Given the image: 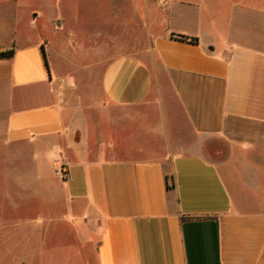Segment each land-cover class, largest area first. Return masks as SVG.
<instances>
[{
	"label": "crops",
	"instance_id": "crops-1",
	"mask_svg": "<svg viewBox=\"0 0 264 264\" xmlns=\"http://www.w3.org/2000/svg\"><path fill=\"white\" fill-rule=\"evenodd\" d=\"M76 1L0 0L12 264H264V0Z\"/></svg>",
	"mask_w": 264,
	"mask_h": 264
},
{
	"label": "rangeland",
	"instance_id": "rangeland-1",
	"mask_svg": "<svg viewBox=\"0 0 264 264\" xmlns=\"http://www.w3.org/2000/svg\"><path fill=\"white\" fill-rule=\"evenodd\" d=\"M67 5L70 0H64ZM105 2L108 1L110 11H113L124 8L125 1L124 0H104ZM211 4V7L217 8V13L221 16H224L227 13L225 2L226 0H207ZM77 2V1H76ZM98 0H80L77 2L78 11L86 14L89 12V9L97 4ZM220 3V4H218ZM221 5V7H220ZM220 7V8H218ZM7 154L4 150L0 149V155ZM211 160H216L215 153L210 152L208 154ZM60 165L53 166L54 172L60 175ZM19 188L11 182L10 178L7 176H3L0 178V264H12L13 258L22 256V248H23V241L22 236L24 235L25 228L22 226L15 227L9 225V222L6 219V211L8 206L15 207L16 205H8L6 200V193H14ZM20 206V204L18 205Z\"/></svg>",
	"mask_w": 264,
	"mask_h": 264
},
{
	"label": "trees",
	"instance_id": "trees-1",
	"mask_svg": "<svg viewBox=\"0 0 264 264\" xmlns=\"http://www.w3.org/2000/svg\"><path fill=\"white\" fill-rule=\"evenodd\" d=\"M179 39H181V40H185L184 37H179ZM189 41H190V42H195V39H194V40H189ZM11 55H12V51H7V52H4V53H0V57H9V56H11ZM167 181H168V183H167V188H168V189L173 188V179H172V176L167 177Z\"/></svg>",
	"mask_w": 264,
	"mask_h": 264
},
{
	"label": "built area",
	"instance_id": "built-area-1",
	"mask_svg": "<svg viewBox=\"0 0 264 264\" xmlns=\"http://www.w3.org/2000/svg\"><path fill=\"white\" fill-rule=\"evenodd\" d=\"M53 163H54L55 165H60V164H61L59 158H54V159H53ZM59 172H60V175H61L62 177H64V176L66 175V171H65L63 165L60 166V170H59Z\"/></svg>",
	"mask_w": 264,
	"mask_h": 264
}]
</instances>
